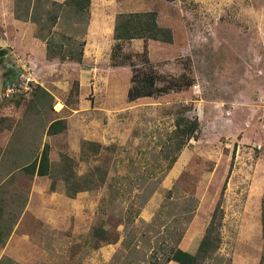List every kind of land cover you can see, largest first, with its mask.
<instances>
[{
    "label": "rangeland",
    "instance_id": "1",
    "mask_svg": "<svg viewBox=\"0 0 264 264\" xmlns=\"http://www.w3.org/2000/svg\"><path fill=\"white\" fill-rule=\"evenodd\" d=\"M63 1L0 0V75L16 61L33 79L0 106V264H152L173 242L195 254L220 198L221 245L204 264H259L264 0H90L81 15ZM146 12L170 42L113 39L118 14ZM83 41L79 63L47 56ZM151 74L153 95L135 98ZM180 115L199 130L168 170ZM44 144L51 175L25 174ZM63 157L105 181L69 197Z\"/></svg>",
    "mask_w": 264,
    "mask_h": 264
},
{
    "label": "trees",
    "instance_id": "2",
    "mask_svg": "<svg viewBox=\"0 0 264 264\" xmlns=\"http://www.w3.org/2000/svg\"><path fill=\"white\" fill-rule=\"evenodd\" d=\"M172 1V0H170ZM58 7H67L72 9L75 14L81 15L82 13H88L90 6V0H64L62 3H52ZM52 23L57 19L56 14H50L49 16ZM157 14L155 12H146V13H120L115 18L113 39L117 42L130 41V40H152V41H161V42H170L171 41V32L168 29H162L158 26ZM47 41V40H46ZM75 47V49L64 50L62 45L49 44L47 48V56L50 54L49 58L59 57L61 60H74L75 62H81L83 57V47L85 46L84 41ZM52 47H56L59 51L55 52ZM78 48V51L76 49ZM148 77V78H147ZM146 83H148V88L143 86L144 83H140L139 91H136L135 98L138 96H152L154 93L151 86H154V77L153 74L147 75ZM32 84V83H31ZM43 92L45 90L41 89ZM45 94L46 91L44 92ZM23 96L13 97L5 103H11L16 101L15 98ZM133 98V99H135ZM4 103V104H5ZM174 131L172 136L169 138V148L171 155H169V165L168 170L175 163L179 153L187 145V143L194 138L195 133L199 130V123L197 119H188L182 115L177 116L174 122ZM66 129L65 120H55L50 123L46 129V135L49 137L55 136ZM93 148V151L96 152L99 150V145L90 144ZM85 146V143H84ZM94 146V147H93ZM50 148L48 144H44L40 152H38L35 159L26 165L22 166V171L29 176H38L45 177L51 175L53 170V165L50 160ZM81 158H88L87 152L82 151ZM167 159V157L165 158ZM68 157H63L61 164V175L62 180L65 182V190L69 197H74L79 192L84 190H89L95 188L99 184L103 183L105 179L102 176H99L98 179H95L96 169L89 171L82 177L76 176L72 170V164ZM100 173V171H97ZM225 189V185L222 188ZM222 220V209H221V198L216 204L214 211L212 213L211 220L209 221L204 234L199 242L195 254H190L179 247L178 243L168 246L166 249H163L160 254L162 259L157 257L158 253L152 255V264H168L170 262L176 264H204V262L211 258L219 249L221 245L220 238V228ZM261 225L264 234V201L261 204ZM97 234L101 238H104V231L102 229L96 230ZM178 239L181 238L177 234ZM173 240V238H172ZM160 260H162L160 262ZM259 264H264V256L260 259Z\"/></svg>",
    "mask_w": 264,
    "mask_h": 264
},
{
    "label": "built area",
    "instance_id": "3",
    "mask_svg": "<svg viewBox=\"0 0 264 264\" xmlns=\"http://www.w3.org/2000/svg\"><path fill=\"white\" fill-rule=\"evenodd\" d=\"M14 64L18 69L16 79L4 83L0 82V106L13 97L25 96L31 90L33 79L30 76V67L25 63L18 65L16 61Z\"/></svg>",
    "mask_w": 264,
    "mask_h": 264
},
{
    "label": "water",
    "instance_id": "4",
    "mask_svg": "<svg viewBox=\"0 0 264 264\" xmlns=\"http://www.w3.org/2000/svg\"><path fill=\"white\" fill-rule=\"evenodd\" d=\"M9 54L8 50L0 47V64L3 59ZM18 75V69L15 65H5L2 67V73L0 75V82L4 83L5 81L9 82L12 79H16Z\"/></svg>",
    "mask_w": 264,
    "mask_h": 264
},
{
    "label": "flooded vegetation",
    "instance_id": "5",
    "mask_svg": "<svg viewBox=\"0 0 264 264\" xmlns=\"http://www.w3.org/2000/svg\"><path fill=\"white\" fill-rule=\"evenodd\" d=\"M8 65H14V64H8Z\"/></svg>",
    "mask_w": 264,
    "mask_h": 264
},
{
    "label": "clouds",
    "instance_id": "6",
    "mask_svg": "<svg viewBox=\"0 0 264 264\" xmlns=\"http://www.w3.org/2000/svg\"><path fill=\"white\" fill-rule=\"evenodd\" d=\"M15 63V62H14ZM15 65V64H14Z\"/></svg>",
    "mask_w": 264,
    "mask_h": 264
},
{
    "label": "crops",
    "instance_id": "7",
    "mask_svg": "<svg viewBox=\"0 0 264 264\" xmlns=\"http://www.w3.org/2000/svg\"><path fill=\"white\" fill-rule=\"evenodd\" d=\"M10 55H11V53H10Z\"/></svg>",
    "mask_w": 264,
    "mask_h": 264
}]
</instances>
